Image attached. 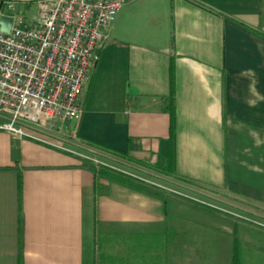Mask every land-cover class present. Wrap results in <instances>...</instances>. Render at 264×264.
<instances>
[{"label":"crops","instance_id":"obj_1","mask_svg":"<svg viewBox=\"0 0 264 264\" xmlns=\"http://www.w3.org/2000/svg\"><path fill=\"white\" fill-rule=\"evenodd\" d=\"M83 101L58 143L153 165L264 219V0L124 6ZM235 234L241 264H264L263 230L0 131V264H233Z\"/></svg>","mask_w":264,"mask_h":264},{"label":"built area","instance_id":"obj_2","mask_svg":"<svg viewBox=\"0 0 264 264\" xmlns=\"http://www.w3.org/2000/svg\"><path fill=\"white\" fill-rule=\"evenodd\" d=\"M135 1L40 0L35 12L25 14L16 0H0V20L13 19L10 32L0 31V131L71 152L52 138L65 122L81 120L84 89L108 46L109 29L118 12ZM169 190L172 197L264 231V219L240 214L201 190Z\"/></svg>","mask_w":264,"mask_h":264},{"label":"rangeland","instance_id":"obj_3","mask_svg":"<svg viewBox=\"0 0 264 264\" xmlns=\"http://www.w3.org/2000/svg\"><path fill=\"white\" fill-rule=\"evenodd\" d=\"M35 11L36 10L33 9L30 12H25V14H30ZM54 136L52 139L55 142H61L64 139H68V137H66L65 135H61V134H55ZM67 148H69L70 150L80 155V158L81 160H83V163L87 162L88 164H91L94 168H97V169L99 168L100 170L104 168L111 170V167L117 168L119 170H123L124 172H127V174H123L121 171H113V170L111 171L117 174H121V175L123 174V176L130 178L134 183L145 186L150 192L157 193L161 197L166 198V197L171 196L169 188H172V186L169 184V180L167 179V173L164 170H160L153 165L133 162L130 159L112 154L108 151H105L101 148H97L91 145H86L84 148H79V149L71 148V147H67ZM199 207H202V206H199ZM211 211L218 213L220 215H223L225 217L231 218L233 220H237L234 216L227 215L223 212H220V211L218 212L216 210L215 211L211 210ZM238 212H240V214L242 213L247 214L245 211H242V210H238ZM237 221L240 223L249 225L248 223H245L243 221H240V220H237ZM193 229L195 230V229H201V228L197 226H193ZM202 237L203 235L199 234L195 238L199 240Z\"/></svg>","mask_w":264,"mask_h":264},{"label":"trees","instance_id":"obj_4","mask_svg":"<svg viewBox=\"0 0 264 264\" xmlns=\"http://www.w3.org/2000/svg\"><path fill=\"white\" fill-rule=\"evenodd\" d=\"M171 75H172V83H173V78H174V73L173 71L171 72ZM175 115L174 113L172 112V128H171V132H172V135L174 133V123H175ZM171 143V146H172V139L170 141ZM84 164L87 165V167L91 170H94L95 171V168L91 165V164H88L87 162H84ZM100 176L103 177V178H106V179H109V180H112V181H116V182H120V183H123V184H126V185H129L135 189H138V190H141V191H149L145 186L143 185H140V184H136L134 183L130 178H127L121 174H117L107 168H104L102 170H100ZM19 187L21 189L22 187V179L19 180ZM155 195H159L157 193H154ZM166 204V203H165ZM166 213L168 214V211H167V206H166ZM233 264H241V245H240V240L239 238L236 236H234V253H233Z\"/></svg>","mask_w":264,"mask_h":264},{"label":"water","instance_id":"obj_5","mask_svg":"<svg viewBox=\"0 0 264 264\" xmlns=\"http://www.w3.org/2000/svg\"><path fill=\"white\" fill-rule=\"evenodd\" d=\"M13 19L12 18H1L0 20V31L10 32L12 27Z\"/></svg>","mask_w":264,"mask_h":264}]
</instances>
